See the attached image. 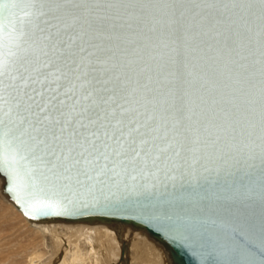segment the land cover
Here are the masks:
<instances>
[{
  "label": "snow or ice",
  "instance_id": "1",
  "mask_svg": "<svg viewBox=\"0 0 264 264\" xmlns=\"http://www.w3.org/2000/svg\"><path fill=\"white\" fill-rule=\"evenodd\" d=\"M0 172L25 215L132 201L257 264L264 0H0Z\"/></svg>",
  "mask_w": 264,
  "mask_h": 264
},
{
  "label": "bare ground",
  "instance_id": "2",
  "mask_svg": "<svg viewBox=\"0 0 264 264\" xmlns=\"http://www.w3.org/2000/svg\"><path fill=\"white\" fill-rule=\"evenodd\" d=\"M1 185L0 178V202L40 237L24 261L23 254L12 251L13 260L21 256L24 264H175L171 251L176 247L162 244L159 233L163 228L170 234L177 233L162 222L118 218L86 224H33L2 194ZM39 244L41 249L36 248Z\"/></svg>",
  "mask_w": 264,
  "mask_h": 264
},
{
  "label": "water",
  "instance_id": "3",
  "mask_svg": "<svg viewBox=\"0 0 264 264\" xmlns=\"http://www.w3.org/2000/svg\"><path fill=\"white\" fill-rule=\"evenodd\" d=\"M0 178L2 180L1 192L11 202L16 209L31 223L33 224H47V223H92L99 219H139V220H152L155 222H161L156 218L155 213L150 209H145L142 204H137L132 201L128 202H104L99 203L91 201L90 198L87 202V206L83 202L69 205L67 210L63 206H56L55 201H52L54 207L48 211L46 215H25L26 205L22 206L18 204L14 198V194L9 191L10 182L8 177L0 172ZM163 228V227H162ZM174 234V235H173ZM170 234L168 229L163 228L160 231L159 238L161 236L162 244H173L176 248L171 251L172 259L175 264H209V261L205 259L199 251L194 250L192 247L183 240L180 236L173 233ZM245 244L249 248V251L256 256L257 264H260L261 253L264 249L261 248L260 238L258 232L252 235L245 241Z\"/></svg>",
  "mask_w": 264,
  "mask_h": 264
},
{
  "label": "rangeland",
  "instance_id": "4",
  "mask_svg": "<svg viewBox=\"0 0 264 264\" xmlns=\"http://www.w3.org/2000/svg\"><path fill=\"white\" fill-rule=\"evenodd\" d=\"M24 221L22 217H19L0 202V251L2 252H0V264H24L21 256L13 260L11 257L12 251L16 254H23L24 261L29 249L38 243L39 235L33 230L30 231L25 226ZM36 248L41 249V244L37 245ZM16 259H20V261H16Z\"/></svg>",
  "mask_w": 264,
  "mask_h": 264
}]
</instances>
